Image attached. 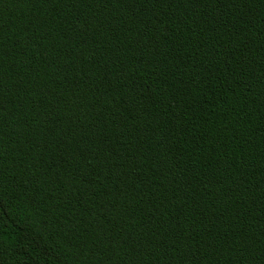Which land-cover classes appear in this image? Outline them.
<instances>
[{"label":"trees","instance_id":"trees-1","mask_svg":"<svg viewBox=\"0 0 264 264\" xmlns=\"http://www.w3.org/2000/svg\"><path fill=\"white\" fill-rule=\"evenodd\" d=\"M0 264H264V0H0Z\"/></svg>","mask_w":264,"mask_h":264}]
</instances>
